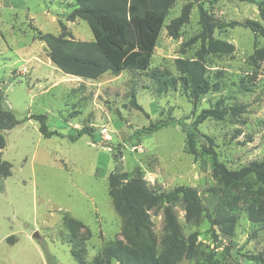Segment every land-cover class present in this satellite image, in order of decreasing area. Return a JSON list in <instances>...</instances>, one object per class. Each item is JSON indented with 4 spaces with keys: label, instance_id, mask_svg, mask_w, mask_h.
<instances>
[{
    "label": "rangeland",
    "instance_id": "obj_1",
    "mask_svg": "<svg viewBox=\"0 0 264 264\" xmlns=\"http://www.w3.org/2000/svg\"><path fill=\"white\" fill-rule=\"evenodd\" d=\"M186 2L175 0L168 9L147 70L105 72L91 79L63 73L37 39L39 30L93 39L86 21L67 20L74 1L0 0L2 107L21 120L5 131L7 148L0 155V163L10 171L8 176L0 173V264H79L73 250L89 263L110 242H125L108 194L113 153L128 177L141 176L154 190L196 188L205 213H212L227 196L234 198L233 206H225L237 216L230 236L211 226L206 216L198 224L186 222L182 205L175 203L182 232L197 233L199 251L179 264H264L244 258L245 254L264 258V222L248 216L254 210L264 219V199L254 177L229 188L221 186L212 174L211 155L203 152L200 142H195L197 155L190 153L179 125L134 134L168 117L191 123L202 109L218 106L225 111L224 118L209 117L198 125L212 139L217 159L228 169L264 159V57L255 53L262 49L264 56V38L240 24L259 20L257 7L247 0L202 4L212 36L232 43L234 50L205 56L206 75L218 86L193 101L188 86L178 79L174 59L195 57L201 46L200 38L184 44L202 30L198 6L190 9L177 38L165 29ZM151 72L175 77L176 83L158 91ZM31 113H44L48 128L63 137H43L38 121L26 119ZM82 126L92 127L93 135L71 141L67 135ZM150 216L160 237L162 208L151 210Z\"/></svg>",
    "mask_w": 264,
    "mask_h": 264
},
{
    "label": "trees",
    "instance_id": "obj_2",
    "mask_svg": "<svg viewBox=\"0 0 264 264\" xmlns=\"http://www.w3.org/2000/svg\"><path fill=\"white\" fill-rule=\"evenodd\" d=\"M72 1L74 7L68 13L67 20L80 18L86 21L93 39L75 40L67 38L63 33H44L40 30L37 32V39L44 42L49 59L63 73L94 79L105 72L117 74L124 69L147 70L164 19L175 0ZM215 1L188 0L181 7L179 15L165 24L167 34L177 38L181 26L188 20L190 9L194 4L198 6L202 30L199 35L191 37L184 44H191L200 38L201 46L195 57L174 59L180 74L178 79L188 86L193 101L209 90H216L218 86L206 75L205 56L230 53L234 50L232 43L212 36L211 25L202 4ZM247 1L256 5L259 20L246 19L240 24L264 38V0ZM58 23L63 30L64 25L60 21ZM255 53H261L260 56L264 57L262 49H256ZM149 74L155 79L158 91L175 85L177 80L175 77H159L154 72ZM2 101L3 97L0 94V130L7 131L21 120L17 119L11 110L4 109ZM135 105L141 108L136 103ZM224 114L223 109L215 106L202 109L191 123L168 117L150 122L147 126L137 129L134 134L137 136L151 134L167 125H179L187 136V149L190 153L197 155L195 142H200L203 152L211 155L212 174L221 186L229 188L253 176L258 183V193L264 199V159L252 160L237 169H228L217 159L212 148V139L198 128L199 123L204 119L209 117L222 119ZM46 118L44 113H31L26 117L38 121V130L43 137H63L59 131L48 128ZM93 132L92 127L82 126L75 130L74 134L69 133L67 137L74 141L83 134L92 136ZM4 145L5 139L0 133V147ZM1 153L0 151V155ZM113 158L115 165L108 176V194L115 211L120 216L121 235L125 242L121 240L110 242L89 263L73 250L72 254L79 264H111L113 260L119 264H179L184 258L197 257L199 253L196 244L197 233L184 235L182 232L173 208L177 202L182 205L186 222L198 224L203 216H206L210 225L216 226L221 233L227 236L233 234L237 216L225 207L233 206L235 201L233 197L227 196V199H223L212 213H205V206L196 188L177 185L170 190H154L141 176L128 177L121 168L118 155L113 153ZM0 173L2 176L10 175L5 163H0ZM159 208H162L164 232L157 237L153 230L150 211ZM248 216L253 222H264L261 215L254 210H250ZM244 258L248 262L264 263V258L260 254H245Z\"/></svg>",
    "mask_w": 264,
    "mask_h": 264
},
{
    "label": "water",
    "instance_id": "obj_3",
    "mask_svg": "<svg viewBox=\"0 0 264 264\" xmlns=\"http://www.w3.org/2000/svg\"><path fill=\"white\" fill-rule=\"evenodd\" d=\"M0 133L4 136L5 139V145L3 147H0V151H4L7 148V136H6V132L3 130H0ZM33 236L36 237L37 232H34Z\"/></svg>",
    "mask_w": 264,
    "mask_h": 264
},
{
    "label": "bare ground",
    "instance_id": "obj_4",
    "mask_svg": "<svg viewBox=\"0 0 264 264\" xmlns=\"http://www.w3.org/2000/svg\"><path fill=\"white\" fill-rule=\"evenodd\" d=\"M68 75H70V74H68ZM70 76H74V75H70ZM77 77V76H76Z\"/></svg>",
    "mask_w": 264,
    "mask_h": 264
}]
</instances>
